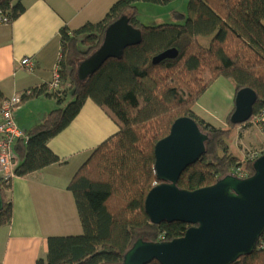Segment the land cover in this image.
Masks as SVG:
<instances>
[{
    "label": "trees",
    "instance_id": "16d2710c",
    "mask_svg": "<svg viewBox=\"0 0 264 264\" xmlns=\"http://www.w3.org/2000/svg\"><path fill=\"white\" fill-rule=\"evenodd\" d=\"M170 1L119 0L102 21L73 31L62 29L58 63L62 89L49 93L45 86L22 97V103L41 96L55 98L61 108L31 130L27 141L16 142V177L62 164L48 143L75 120L88 100L119 127L118 134L93 152L68 187L82 234L50 237L47 257L37 264H123L139 240L170 242L185 235L190 225H155L145 211L148 194L162 184L155 171V147L180 118L195 120L211 140L207 153L181 176L180 189L211 187L242 169L227 142L233 127L240 126L231 123L235 107L229 127L216 128L198 117L194 106L217 79L225 78L235 84L236 95L243 89L254 90L258 95L254 116L264 113V0H189L183 25L147 28L137 19L138 3ZM23 2L0 0V11L14 22L25 12ZM122 18L141 31L142 42L128 48L122 58L109 59L93 75L81 78L80 64L101 48L106 31ZM201 38L210 39L208 46L199 43ZM171 49L178 51L177 58L153 63ZM67 92L71 100L66 105ZM6 100L0 90V112ZM247 160L252 177L256 160ZM11 186L12 181H0L4 202L0 228L13 219L14 203L8 196ZM234 264H264V235L252 255Z\"/></svg>",
    "mask_w": 264,
    "mask_h": 264
},
{
    "label": "crops",
    "instance_id": "0c3cea01",
    "mask_svg": "<svg viewBox=\"0 0 264 264\" xmlns=\"http://www.w3.org/2000/svg\"><path fill=\"white\" fill-rule=\"evenodd\" d=\"M117 1L24 0L25 12L11 25H0V90L4 96L8 99L51 83L61 58V30L102 21ZM25 58L33 61L32 72L21 66ZM65 96L66 101L71 97L68 92ZM59 108L55 98L26 100L17 112L19 128L28 136ZM22 115L27 120L25 127L20 124ZM118 132L116 123L88 100L75 120L48 143L62 164L25 178L14 176L8 191L14 203L13 219L0 228V264H37L47 257L50 237L82 234L68 187L93 152Z\"/></svg>",
    "mask_w": 264,
    "mask_h": 264
},
{
    "label": "water",
    "instance_id": "95a60500",
    "mask_svg": "<svg viewBox=\"0 0 264 264\" xmlns=\"http://www.w3.org/2000/svg\"><path fill=\"white\" fill-rule=\"evenodd\" d=\"M142 38L141 31L122 18L106 31L101 48L80 64L79 76L87 78L109 59L122 58ZM177 56L178 51L171 49L153 63ZM257 101L254 90L239 91L231 123H248ZM210 141L195 120L184 117L175 121L169 136L157 143L155 171L162 184L148 194L145 211L155 225L178 222L191 227L183 237L170 242L139 240L123 264H234L255 252L264 235V155L254 162V175L248 179L231 174L196 191L178 186L183 173L207 153ZM3 207L0 192V211Z\"/></svg>",
    "mask_w": 264,
    "mask_h": 264
},
{
    "label": "rangeland",
    "instance_id": "374dc122",
    "mask_svg": "<svg viewBox=\"0 0 264 264\" xmlns=\"http://www.w3.org/2000/svg\"><path fill=\"white\" fill-rule=\"evenodd\" d=\"M188 4L189 0H172L160 4L141 2L136 6L137 19L147 28L165 24L183 25L187 18ZM199 43L202 46H208L210 39L201 38ZM235 94L236 87L233 81L219 78L195 104L194 112L214 127L228 128L229 115L234 111L233 97ZM70 100L71 97L64 104L67 105ZM20 118L22 119L20 124L25 127L27 120L23 115ZM227 142L231 154L238 159L239 166L249 173L248 157L254 154L264 155V127L257 125L256 121L251 119L248 124L233 127ZM231 174L232 172L229 173Z\"/></svg>",
    "mask_w": 264,
    "mask_h": 264
},
{
    "label": "built area",
    "instance_id": "2783aa9c",
    "mask_svg": "<svg viewBox=\"0 0 264 264\" xmlns=\"http://www.w3.org/2000/svg\"><path fill=\"white\" fill-rule=\"evenodd\" d=\"M11 19L0 11V25H11ZM21 66L28 72L34 70V63L31 59L25 58ZM62 89V82L59 74V65L55 68L52 82L47 85L49 93H58ZM32 91L28 90L23 93L15 94L8 98L1 109L0 115V181L9 183L14 178V171L19 164V158L15 153V144L19 139L28 140L27 135L19 128L17 121V112L22 105V97L31 95ZM252 120L256 121L259 126L264 125V113L253 116ZM260 154H254L248 157L249 160H256ZM232 175L239 179L250 178L249 174L242 169L232 172Z\"/></svg>",
    "mask_w": 264,
    "mask_h": 264
}]
</instances>
